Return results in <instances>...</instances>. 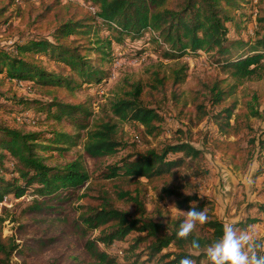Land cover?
I'll use <instances>...</instances> for the list:
<instances>
[{"label":"trees","instance_id":"trees-1","mask_svg":"<svg viewBox=\"0 0 264 264\" xmlns=\"http://www.w3.org/2000/svg\"><path fill=\"white\" fill-rule=\"evenodd\" d=\"M253 3L254 0H54L42 9L43 14L39 16L43 19L51 17L49 39L23 40L13 44L9 51L0 48L1 96L10 82L27 80L53 95L50 101L13 99L10 102L21 108L16 109L13 104L10 107L14 108L6 109L7 113L20 115L36 107L48 119L65 121L66 126L86 131L87 135L83 154L64 167H53L46 164L49 156L44 153L68 150L76 143V135L64 131L50 136L41 132L25 134L0 123V151L7 153H0V168H3L4 160L12 159L15 162L13 174L16 175L11 178L0 175V204L7 195L21 198L33 189L39 199L33 201L26 215L40 217L36 218L35 225L17 228L16 236L4 237L7 217L0 215V264H11L14 256L25 263V258L45 250H55L64 259L67 252L62 249L71 234L84 242L79 256L74 259L77 264H117L116 257L107 250L116 241H123L133 233L147 234L137 238L133 251L139 244L146 243L148 237L152 238L144 250L149 262L179 264L182 257L189 256L194 264H209L204 248L222 234L224 225L214 213H209L208 208L213 202L198 195L184 196L163 186L160 193L171 200L173 208L187 211L194 207L207 211L208 220L200 226L201 235L193 231L187 239L176 237L183 218L175 221L170 229L151 219H132L117 209L120 203L137 202L138 196H133L127 188L129 183H140L145 179L157 190L159 184L167 181L179 182L178 171L182 168L191 170L198 179L206 178L208 172L203 166L204 156L200 149L190 143L178 142L159 150L137 152L135 156L114 163H103L123 146L118 138L116 120L139 123L142 130L138 136L146 144L150 143L149 138L157 139L163 133V118L158 111L160 98L170 93L174 104L183 101L182 86L188 67L183 66L174 72L170 80L155 72L149 80L130 85V90L118 94L111 102L112 116L104 115L95 120L92 130L89 129L91 112L86 107L70 104L69 100L83 87L100 86L101 89V85L109 80L112 69L106 71L103 66L115 63V47L140 40L143 41L140 48H133L129 54L133 58L150 51L146 45L153 42L167 60L207 51L213 63L233 78L261 77L258 66H252L259 64L264 57V0H256L255 11L249 14L247 7ZM12 7H18L17 0H0V32L13 19L9 12ZM248 24L254 25L253 35L244 40L242 34ZM231 32L237 36L230 38ZM147 33H152L150 38H146ZM44 63L53 65L57 71L44 69ZM235 87L219 77L199 81L190 92V104L197 125L210 115L208 105L218 109L212 118L224 139L206 134L204 143L232 163L245 164L253 158L251 148L256 143L248 137L253 130L251 119H264V112L261 114L249 101L240 107L229 101ZM187 106L182 103L181 113ZM177 154L182 156L169 158ZM257 158L260 163L258 175H262L264 140ZM86 159L99 161L92 173L87 168ZM77 200H85L88 208L81 207L83 211L73 222L69 211ZM247 210H255L256 216H246L236 224L241 229L263 221L260 216L264 215V202L250 204ZM29 227L33 237L26 239ZM97 229L100 230L98 238H87ZM193 238L200 241V249L192 248ZM100 245L106 249H101ZM171 248L177 250L165 252ZM141 257L137 256L136 264Z\"/></svg>","mask_w":264,"mask_h":264},{"label":"rangeland","instance_id":"rangeland-1","mask_svg":"<svg viewBox=\"0 0 264 264\" xmlns=\"http://www.w3.org/2000/svg\"><path fill=\"white\" fill-rule=\"evenodd\" d=\"M54 0H30L29 3L17 0L18 7H12L9 12L13 14V19L8 26H5L0 32V48L4 51H9L13 44L23 40L33 39H49L52 33V26L50 25L51 17L43 19L42 9L52 4ZM72 2H79L78 0ZM255 2L253 6L247 7V12L255 11ZM83 5V2H80ZM86 6V5H85ZM247 26V25H246ZM254 25L248 24L247 30L243 32L244 40H249V36L253 35ZM152 33H147L146 38H150ZM230 38L237 35L233 32L229 33ZM240 37V38H241ZM52 40V39H50ZM129 43V42H128ZM143 41L140 40L135 43H129L122 47H115V60L120 63L116 74L113 76V66H103L104 70L111 69L109 80L100 86L83 87L75 92L73 98L69 103L75 106L86 107L91 112L89 118L90 130L93 128L95 120L104 115L112 116L110 111V104L118 94H123L130 90V85L137 82H145L149 80L150 76L159 72L161 76L169 79L174 72L178 71L183 66L188 67L186 80L182 86L183 101L176 105L172 101L171 94L160 98L161 108L158 110L163 118L161 127L163 133L157 138H149L148 144L144 143L139 138L138 133L142 130L139 123L123 122L116 120L119 132V141L123 145L119 148L118 153L106 159L103 163L110 164L121 160L122 158L135 156L137 152H143L151 149H162L168 144H175L178 142H186L195 146L203 152L204 168L208 172V176L203 179H198L193 175V172L187 168L179 169L180 180L167 181L157 186V190L150 185L145 179H141L140 183H129L127 188L137 197V202H124L117 205L119 211L127 213L132 219L147 218L152 221L162 224L168 228L173 227V223L180 218H184L182 210L172 207V202L167 199L160 192L164 185L172 191L178 192L184 196L198 195L200 198L207 199L213 202L211 208H208L224 223H228L227 218L233 220H244L246 216L255 217L254 211H248V205L256 202H264V174L258 175L260 167L257 156L261 151V141L264 140V119L252 118L251 125L253 130L249 134V139L256 141L255 147H252L253 158L241 164L232 163L229 158L224 157L219 152L207 147L204 143V136L208 134L212 138H221L218 128L212 118V115L218 111L216 108L208 105L210 115L201 124H196V117L191 102V90L197 87L199 81H209L215 77L225 79L228 84L235 85L234 94L229 99L231 102H236L238 107L242 106L245 101H249L261 114L264 112V57L259 64L253 65L252 68L257 67L261 77L252 79H237L230 74H226L220 70L213 63V59L207 51H199L196 56L187 55L180 59L164 58L163 53L157 48L158 45L152 43L149 46L150 51L142 54L138 58L130 56L133 48H140ZM166 50V49H165ZM43 68L55 72L57 69L51 65L44 63ZM259 75V74H258ZM10 88V91L8 90ZM99 88V89H98ZM209 99V96H206ZM23 98L38 101H50L53 98L51 93L32 81L10 82L7 87L2 90L0 95V123H5L22 133H44L50 136L51 133L64 131L72 132L77 136L76 143L70 145L65 151H47L44 156H49L46 159V164L49 166L64 167L67 163L76 159L78 155L83 154L84 143L86 141V131H76L75 128L68 127L65 121L57 122L48 119L46 114L39 113L36 107L31 108L26 113L16 115L14 113L8 114L6 109H20V105H16L13 99L20 101ZM187 103V108L181 113L182 103ZM14 104L13 107H10ZM153 108L155 106L153 105ZM189 131L191 133H189ZM230 140H234L231 138ZM247 143L244 144L246 148ZM2 154H7L5 151H0ZM182 155H170L169 158H177ZM99 161L95 159H86L87 168L92 173ZM4 168V169H3ZM3 168H0V175L6 178L16 176L13 174L15 162L12 159L4 160ZM187 193H191L190 195ZM39 197L35 195L33 189L27 192L21 198L7 195L0 204V215H6L7 221L4 224V237L16 236L17 228L20 226L35 225L36 217L34 215H26V211L34 200ZM87 202L85 200H77L72 204L69 211V218L71 221H76L81 211L87 209ZM82 207V208H81ZM207 213V211H205ZM258 224L252 225L250 228L254 232L255 238L264 241V215ZM208 220V219H207ZM235 224V223H234ZM233 224V225H234ZM201 224H197L194 232L200 236ZM235 227H238L234 225ZM237 230H242L237 228ZM32 228L26 231V239L32 238ZM146 233H133L123 241H116L107 251L116 257L117 264H136L138 255H142L138 264H160L154 261H148V257L144 253L146 246L152 241L149 239L146 243L138 245L135 251L132 247L136 244L139 236H146ZM100 236V230H95L88 235L89 239H96ZM17 242H20L18 240ZM84 242L79 241L74 234L67 237L62 249L67 252L66 256H60L55 250H45L38 253L34 257L25 258V263L20 258L13 257L11 264H74V260L79 256ZM101 249H106L100 245ZM176 248H171L165 252L176 251ZM264 253V249L258 250ZM194 254H198L192 251ZM77 264V263H76ZM90 264H97L92 262ZM202 264H206L202 262Z\"/></svg>","mask_w":264,"mask_h":264},{"label":"clouds","instance_id":"clouds-1","mask_svg":"<svg viewBox=\"0 0 264 264\" xmlns=\"http://www.w3.org/2000/svg\"><path fill=\"white\" fill-rule=\"evenodd\" d=\"M182 212L184 218L179 224L176 237L187 239L197 224H204L208 217L205 211L194 207ZM191 246L200 249L201 243L193 238ZM259 249H264V241L256 239L250 227L237 230L233 224L225 223L222 234L205 246L204 253L209 264H264V253L259 252ZM179 264H194V261L189 256H184Z\"/></svg>","mask_w":264,"mask_h":264},{"label":"built area","instance_id":"built-area-1","mask_svg":"<svg viewBox=\"0 0 264 264\" xmlns=\"http://www.w3.org/2000/svg\"><path fill=\"white\" fill-rule=\"evenodd\" d=\"M66 1H75V0H66ZM79 1V0H78ZM119 65H120V63L118 62V61H116V64L114 65V67H113V76L116 74V70L118 69V67H119Z\"/></svg>","mask_w":264,"mask_h":264},{"label":"crops","instance_id":"crops-1","mask_svg":"<svg viewBox=\"0 0 264 264\" xmlns=\"http://www.w3.org/2000/svg\"><path fill=\"white\" fill-rule=\"evenodd\" d=\"M226 220L228 221V223H231V224H234V223H235L234 225H236V224L239 223V222H238L239 219H238V220H237V219L233 220L232 218L229 217V218H227ZM240 221H241V220H240ZM224 224H225V223H224ZM236 228L239 229V227H236Z\"/></svg>","mask_w":264,"mask_h":264}]
</instances>
